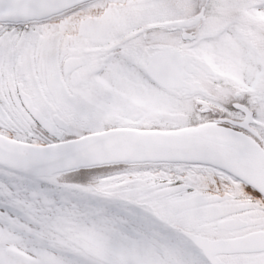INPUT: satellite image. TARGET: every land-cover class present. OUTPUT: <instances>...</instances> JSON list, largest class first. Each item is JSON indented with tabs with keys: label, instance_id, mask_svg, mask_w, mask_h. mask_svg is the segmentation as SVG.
<instances>
[{
	"label": "snow or ice",
	"instance_id": "6c2138e0",
	"mask_svg": "<svg viewBox=\"0 0 264 264\" xmlns=\"http://www.w3.org/2000/svg\"><path fill=\"white\" fill-rule=\"evenodd\" d=\"M0 264H264V0H0Z\"/></svg>",
	"mask_w": 264,
	"mask_h": 264
}]
</instances>
